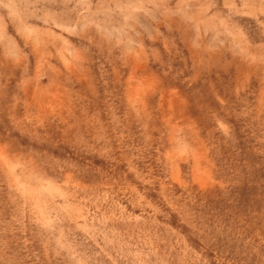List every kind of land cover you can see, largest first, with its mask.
Segmentation results:
<instances>
[{
  "label": "rangeland",
  "instance_id": "rangeland-1",
  "mask_svg": "<svg viewBox=\"0 0 264 264\" xmlns=\"http://www.w3.org/2000/svg\"><path fill=\"white\" fill-rule=\"evenodd\" d=\"M0 264H264V0H0Z\"/></svg>",
  "mask_w": 264,
  "mask_h": 264
}]
</instances>
